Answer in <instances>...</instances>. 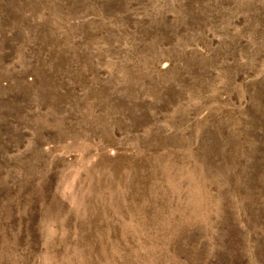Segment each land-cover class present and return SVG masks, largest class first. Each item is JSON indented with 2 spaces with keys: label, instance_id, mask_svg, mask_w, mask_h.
Listing matches in <instances>:
<instances>
[{
  "label": "rangeland",
  "instance_id": "374dc122",
  "mask_svg": "<svg viewBox=\"0 0 264 264\" xmlns=\"http://www.w3.org/2000/svg\"><path fill=\"white\" fill-rule=\"evenodd\" d=\"M0 264H264V0H0Z\"/></svg>",
  "mask_w": 264,
  "mask_h": 264
}]
</instances>
